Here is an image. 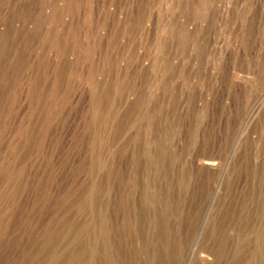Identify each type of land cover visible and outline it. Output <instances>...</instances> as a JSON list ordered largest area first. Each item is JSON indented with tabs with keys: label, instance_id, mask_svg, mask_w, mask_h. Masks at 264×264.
Returning <instances> with one entry per match:
<instances>
[{
	"label": "rangeland",
	"instance_id": "1",
	"mask_svg": "<svg viewBox=\"0 0 264 264\" xmlns=\"http://www.w3.org/2000/svg\"><path fill=\"white\" fill-rule=\"evenodd\" d=\"M0 264H264V0H0Z\"/></svg>",
	"mask_w": 264,
	"mask_h": 264
},
{
	"label": "bare ground",
	"instance_id": "2",
	"mask_svg": "<svg viewBox=\"0 0 264 264\" xmlns=\"http://www.w3.org/2000/svg\"><path fill=\"white\" fill-rule=\"evenodd\" d=\"M206 165V164H205ZM211 165V164H210ZM212 166V165H211Z\"/></svg>",
	"mask_w": 264,
	"mask_h": 264
}]
</instances>
